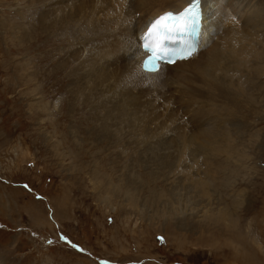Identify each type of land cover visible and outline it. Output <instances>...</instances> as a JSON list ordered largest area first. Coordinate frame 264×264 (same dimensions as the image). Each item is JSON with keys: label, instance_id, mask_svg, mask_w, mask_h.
Here are the masks:
<instances>
[{"label": "rangeland", "instance_id": "374dc122", "mask_svg": "<svg viewBox=\"0 0 264 264\" xmlns=\"http://www.w3.org/2000/svg\"><path fill=\"white\" fill-rule=\"evenodd\" d=\"M32 11L28 0H0V264H264V21L256 69L238 65L248 90L231 85L219 114L228 153L206 158L192 148L197 126L148 120V101L179 113L173 86L144 88L140 116L104 103L73 60L66 74L51 66L68 52L46 50L70 47L67 34L33 44L31 33L49 34L30 25ZM195 176L210 181L208 198L183 187ZM224 208L230 225L214 218Z\"/></svg>", "mask_w": 264, "mask_h": 264}, {"label": "bare ground", "instance_id": "6f19581e", "mask_svg": "<svg viewBox=\"0 0 264 264\" xmlns=\"http://www.w3.org/2000/svg\"><path fill=\"white\" fill-rule=\"evenodd\" d=\"M188 2L189 0H28L31 11L35 10L33 13L34 19H30V25H33L34 30L42 27L41 35L49 34L44 40L39 38L40 41H37L39 35L30 28V31L33 32L30 37L33 39V44L44 45V41H48L50 44L56 41L57 35L60 36L61 40L66 41L65 34H67L69 36L67 39L70 38V47L64 48V44L62 45L64 42L58 39L61 42L60 46L56 49L46 50L49 56H53L55 52L61 55L64 54V51L68 52L66 54L68 56H64L55 65L51 66H54L59 73L66 74L64 72V65L67 64L65 61L68 59L73 60L76 63V69L82 73L87 84L95 83L100 86L101 98L104 103L113 105L111 101L113 100L118 106L138 113V116H140L141 109L144 108L142 101L146 100V97L142 96V90L149 88V86L143 73L138 70L139 59H130L133 54V51H130V46L139 43L138 34L146 27L148 20L164 11L179 10ZM202 2L207 17L216 13L219 14L217 24H214L215 27L204 26L207 46L200 50L196 56L184 61H176L173 65L167 66V72L157 74L158 81H156L157 84L155 83L157 88L160 85L173 86L175 91L181 94L177 96L173 92L179 100L176 103L181 104V113L170 108L160 112L157 109L159 105L155 106L154 103L148 101L150 108L148 120L157 121L159 118L162 120V117H165L167 120H173L178 124L186 125L190 123L197 126L198 129L191 134V138L197 142L195 147L192 148L196 149V153L205 154L208 158V154L228 153L229 146L223 144V136L218 134L223 132L221 129L223 118L221 119L219 114L222 113L223 115V101L225 102L228 97L232 99L231 85L235 90L242 93L248 90L243 77L239 73L240 71L238 72V65L248 60L249 70L256 69L257 62L254 66L251 58L256 60L258 57L255 41H258V24H262L264 21V1L202 0ZM22 23H20L21 26ZM29 26L27 25V27ZM16 28L13 30L15 40H21L22 43L20 44H23L25 40L30 41V37L26 35L27 33H23L25 28L21 32H18ZM51 34L56 35V40L52 39ZM229 60L231 63L228 64ZM224 65L226 66L224 67ZM56 70L51 73L56 75ZM45 72L43 74L49 76L50 73L46 72V74ZM38 73L39 70L32 69L34 77L38 76ZM75 74L78 75L77 72ZM75 74L73 75L75 76ZM70 77L72 76L70 75ZM62 82L54 85L58 88ZM94 87L95 85L92 88ZM235 90H233V97L237 93ZM224 98L226 99L224 100ZM41 99L44 98L40 97L37 100L35 98V103ZM81 101H83V98ZM48 103L49 101H46V104ZM174 103L163 102L162 105L169 107L170 105L173 106ZM52 105L55 106V104ZM39 107L40 103L36 105L37 109ZM46 110L49 113L50 108L47 106ZM185 111H188L189 115L184 117V115H187ZM138 116L137 118H139ZM118 118L120 117L118 116ZM138 123L143 125L142 122ZM131 127L134 129L136 125ZM239 134L242 135L241 131L237 129L235 135L237 140L241 137ZM191 150L189 152L193 154L194 152ZM241 150L236 148L230 150V152L236 151L237 153ZM181 152H179V157ZM240 153L241 156L246 154L245 150ZM216 163H214L215 167L221 166V162H219L220 165ZM215 173L217 172L211 173L210 180L216 179ZM189 180L183 186L187 187L186 192L189 187L191 190L193 189V192L195 190V192L207 198L209 197L207 188L211 183L208 179L195 176ZM174 189L177 188L174 186ZM175 191L177 192V190ZM132 199L131 196L128 197L131 203H133ZM210 201L208 202L210 203ZM224 209L218 213H213L214 218L222 217L218 219L230 225L232 221L229 220V217L231 216L228 214L227 209H225L227 213Z\"/></svg>", "mask_w": 264, "mask_h": 264}, {"label": "snow or ice", "instance_id": "6c2138e0", "mask_svg": "<svg viewBox=\"0 0 264 264\" xmlns=\"http://www.w3.org/2000/svg\"><path fill=\"white\" fill-rule=\"evenodd\" d=\"M199 0H192L188 7L180 12H164L149 25L146 34L145 48L151 53L150 61H155L165 52V40L174 39L176 35L185 33L198 23L200 18Z\"/></svg>", "mask_w": 264, "mask_h": 264}]
</instances>
